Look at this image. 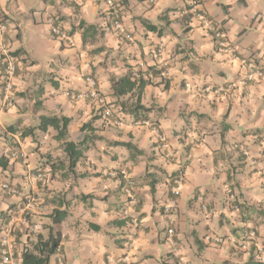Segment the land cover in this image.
I'll return each instance as SVG.
<instances>
[{"label": "crops", "instance_id": "crops-1", "mask_svg": "<svg viewBox=\"0 0 264 264\" xmlns=\"http://www.w3.org/2000/svg\"><path fill=\"white\" fill-rule=\"evenodd\" d=\"M30 1L0 0V24L6 26L0 32V57L2 47L23 51L11 94L0 68V156L14 141L29 161L26 167L10 160L0 177L37 197L26 216L39 228L28 232L16 225L18 252L31 247L37 234L47 235L49 214L57 206L52 199L61 191L65 199L88 195L73 198L69 215L56 226L63 264H262L255 253L264 249V75L242 85L245 68L239 59L254 52L264 57V0H198L197 10L225 32L224 47L186 0H123L122 25L130 41L112 28L105 0H39L36 7ZM52 17L59 36L51 33ZM82 21L95 29L82 34ZM44 23L47 27L40 29ZM260 62L264 68V58ZM132 66L144 76L150 67L160 70L140 97L149 108L137 114L146 121L142 125L114 108L109 84ZM88 74L96 77L120 124L93 118L97 105L90 98L70 101L64 95L67 89L84 91ZM229 82L235 86L224 90ZM40 114L72 117L73 140L86 133L81 125L91 122L95 138L76 166L85 176L60 179L46 166L51 178L33 180L31 170L48 150L38 141L47 134L20 139L8 127L35 124ZM153 125L167 149L157 143ZM126 142L142 154L120 144ZM235 143L247 154L241 155ZM178 168L184 179L174 195L169 176ZM125 176L136 182L134 203L123 192ZM173 199L176 205L167 212ZM26 202L0 190V236L7 213ZM169 226L173 236L166 233ZM250 230L253 244L246 238ZM48 264H58L55 253Z\"/></svg>", "mask_w": 264, "mask_h": 264}, {"label": "trees", "instance_id": "trees-1", "mask_svg": "<svg viewBox=\"0 0 264 264\" xmlns=\"http://www.w3.org/2000/svg\"><path fill=\"white\" fill-rule=\"evenodd\" d=\"M146 1L148 2V0ZM114 3L117 4L116 8L119 13V18H121V21H122L121 8L123 5V0H114ZM107 12H108V17L111 22L112 20L111 9L108 8ZM57 23L58 22H56V25ZM144 25L147 29L151 31L160 32V29H158L157 25L153 23L144 22ZM111 26H112V22H111ZM80 27H82L84 31L82 34H84L87 31H91V30L93 31V29H95L94 25L85 24L83 21L80 22ZM121 33H122L121 36L123 37V39L127 40L125 38L124 32H121ZM22 53L23 51L20 48H17L15 50H11L8 52L9 55L15 58L16 68H17L18 62L23 60ZM2 56L3 55H1L0 57V68L2 69V73H3V64L1 62ZM152 68L153 67L148 68L145 72L146 76H144L143 73L139 69H136L134 66H132L128 69V71L125 74L117 76V77L112 76L109 79V84H110V89L112 91V95L116 97V102H114L115 105H113L114 108H117L118 111L129 112L135 118L137 117V114L140 111L149 110V108L143 107L140 104V97L143 93L144 87L147 84L152 83L151 78L155 76V73L160 72V70H154ZM135 73L137 75H135ZM2 82H3V77H2ZM119 98H122V99H119ZM37 103L40 104V101H38ZM107 106H109V103ZM95 111L96 113L93 116V118H96V117L103 118L104 120L109 119V118L104 117L102 113V108L95 109ZM114 115L115 114L112 113V118ZM71 120H72V117L66 116V115L40 114L38 115L37 122L35 124L23 125L20 127H15L11 125L8 127V131L12 133H16L20 139H24L28 136L34 138V135L36 134H38V136H44L47 134V135H51V139L57 143V149L59 151L57 155L52 156L51 155L52 153H49V152H47L44 155L42 154L39 166L33 168L35 172L40 171L44 174V179H45L44 182H46V179H48V172H46L44 169V167L46 166L49 169L48 171L51 172L52 174L56 172L60 179H66V178L75 179L76 177H82L86 175V173H77L76 166L78 162L82 161L85 158V152L88 150V147H89L88 142L92 138H95V135L92 133V130L94 128L91 126L90 121L84 122L80 127V131H83L84 129L88 128L89 133H85L81 136V138L73 140L70 138V134L68 130ZM137 120H143V119L142 117H137ZM120 144L126 146L128 149L132 151V153H135L137 155L142 154V150L138 149L136 146L132 145L129 142L120 143ZM10 146H12L10 151L18 147L17 143H15L14 141L13 143H11ZM9 152L7 154H2L0 156V168L2 169L7 168L10 160L11 161L18 160V159H13L10 156ZM241 155H244V154H241ZM22 165L24 164L22 163ZM180 170L182 169L178 168L174 170L169 176L170 178L169 183L171 184V186H172V181L174 177L178 175ZM154 180L155 179H152L150 181L151 189L153 188ZM3 182H8L9 184H13L10 180H7V179H4ZM124 187H126V180L123 183V192H124ZM87 197L88 195L82 193L79 195H75L70 199H65V197L62 196L61 191L57 192L56 197L52 199L56 202L57 206L54 207L51 213L49 214L50 224L47 225V229H48L47 235L43 236L40 233L37 234L35 241L32 242V246L31 247L26 246L21 251L20 264H48L50 257L55 253L56 248L60 244V231L56 228V226L60 224L62 221H64L66 217L69 215L68 213L69 203L71 202V200H73V198H78V199L83 200V199H86ZM23 199L26 200L25 196H23ZM18 209L10 213H7V217H10L11 215H15ZM117 222L121 223L122 221L119 220ZM94 228L98 230L100 227L98 225H94Z\"/></svg>", "mask_w": 264, "mask_h": 264}, {"label": "built area", "instance_id": "built-area-1", "mask_svg": "<svg viewBox=\"0 0 264 264\" xmlns=\"http://www.w3.org/2000/svg\"><path fill=\"white\" fill-rule=\"evenodd\" d=\"M155 1L156 0H148V3L152 4ZM105 2L112 12L111 22L113 29L116 30L117 32H124L125 38L129 41L132 40V36L124 31L121 18H119V13L116 8L117 4L114 3V0H105ZM186 2L188 5H190L191 9H193L196 12V15H198L204 22L207 23L208 28L213 34L215 43L220 47H224L226 45V39H225V32L222 31V28L212 24L213 22H211L210 19H208L204 14L200 13V11L197 10L198 0H186ZM55 21L58 22L57 19L53 17L48 19L51 33L59 36L61 35V30L59 26L56 25ZM5 29H6L5 24L1 23L0 32L1 33L4 32ZM1 53L3 55L1 58V62L3 64V73H2L3 84L6 91L9 94H11L13 92V87H14L13 79L16 72L15 58L9 55L8 51H6L4 47H2ZM262 58L264 57L260 56L259 53L254 52L250 56L241 57L239 59L241 65L245 68L243 79L241 80L242 85H246L248 81H256L262 78V76L264 75V68L262 66V63L260 62ZM135 75L137 74L135 73ZM84 85H85L84 91H74L67 89L64 90V95L70 101H79V100H84L86 98H90L94 100L95 103H97L96 104L97 106L94 109L102 108V113L104 117L109 118L111 122L115 125L120 124L121 123L120 118L117 116L112 118L111 109L105 104L104 100L102 99L99 93L98 81L96 77L91 74L85 75ZM234 86H235L234 82H229L226 85V87H224L223 89L228 90L233 88ZM135 122L139 125L146 124V121L144 119L137 120ZM152 130L156 133V141L160 145V147L163 149H167L168 144L166 143L164 137L161 134H159L158 127L156 125H153ZM233 146L241 154L244 155L247 154V150L243 145L235 143ZM9 154L13 159H18L21 161V163H23L27 167L29 166V161L27 160L28 157L20 147L11 150ZM124 178L126 180V187H124V194L128 197L131 203H134L135 197L133 194V188L135 186V180L129 176H125ZM183 178H184V173L182 170H180L178 175H176L172 181L171 192L174 195L178 194V188L183 182ZM33 180L35 182H44L45 181L44 174L40 171H36L33 175ZM0 189L3 191V193L9 196L27 197L26 198L27 202L25 203V205L19 208L15 215H11L10 217L7 218V220L5 221V226L1 230L2 233L0 236V264H20L21 252H18V250L16 249L13 233L16 228V225L18 224L26 226L28 232L36 231L39 228L38 224L36 223L31 224L26 216L27 207L35 200V197L33 195L31 196L24 195L20 188H18L14 184H9L8 182H2L0 184ZM175 205H176V201L173 199L167 204V206H165V210L169 212ZM166 233L169 236H173L174 228L172 226H169L167 228ZM246 236H247L246 237L247 242L249 244H253L255 239V232L253 230H250L248 231ZM240 244L242 245V242ZM55 255L58 264H63V255L61 253L60 244L56 248ZM255 257L257 261L264 264V249L257 250L255 253Z\"/></svg>", "mask_w": 264, "mask_h": 264}, {"label": "rangeland", "instance_id": "rangeland-1", "mask_svg": "<svg viewBox=\"0 0 264 264\" xmlns=\"http://www.w3.org/2000/svg\"><path fill=\"white\" fill-rule=\"evenodd\" d=\"M39 3V0H31L30 2H29V5L30 6H32V7H36L37 6V4ZM27 5H28V3H27ZM48 24V23H47ZM49 25V24H48ZM50 26V25H49ZM47 26H46V24L44 23V24H41L40 26H39V28L40 29H43V28H46ZM82 132V131H81ZM86 133L88 132V128L86 129V131H85ZM83 134H85V133H81V135H83ZM38 143H40V144H42V145H46L47 147H48V150L46 151V152H44V153H42L43 155L44 154H46L47 152H49V153H52L51 155L52 156H56L57 155V153L59 152L58 151V149H57V144H55L56 142L55 141H53L52 139H51V135H47V136H44V138L43 137H41V139L38 141ZM60 156V155H59ZM61 157V156H60ZM41 160V159H40ZM22 164V163H21ZM32 172L34 171L33 169L31 170ZM1 174V173H0ZM51 176L50 175H48V178H50ZM2 178H7V176H5V175H2V177H0V184L3 182H1V179ZM1 190V189H0ZM27 195H29V194H27ZM29 196H31V195H29ZM70 196V195H69ZM35 198H37L36 196H34ZM35 203L37 202V199H35V201H34ZM33 203V202H32ZM45 225V224H44ZM47 225V224H46Z\"/></svg>", "mask_w": 264, "mask_h": 264}, {"label": "clouds", "instance_id": "clouds-1", "mask_svg": "<svg viewBox=\"0 0 264 264\" xmlns=\"http://www.w3.org/2000/svg\"><path fill=\"white\" fill-rule=\"evenodd\" d=\"M34 175V174H33Z\"/></svg>", "mask_w": 264, "mask_h": 264}]
</instances>
